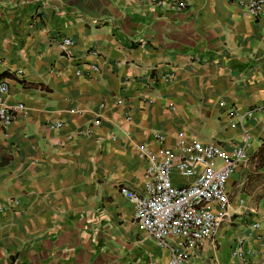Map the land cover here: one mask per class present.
Wrapping results in <instances>:
<instances>
[{
	"label": "crops",
	"instance_id": "0c3cea01",
	"mask_svg": "<svg viewBox=\"0 0 264 264\" xmlns=\"http://www.w3.org/2000/svg\"><path fill=\"white\" fill-rule=\"evenodd\" d=\"M1 81L5 103L29 112L0 123V264H168L120 188L142 189L155 132L233 151L244 128L256 142L228 179L227 217L186 263L264 264V13L236 0H0Z\"/></svg>",
	"mask_w": 264,
	"mask_h": 264
},
{
	"label": "built area",
	"instance_id": "2783aa9c",
	"mask_svg": "<svg viewBox=\"0 0 264 264\" xmlns=\"http://www.w3.org/2000/svg\"><path fill=\"white\" fill-rule=\"evenodd\" d=\"M135 1L140 5H169L182 10L188 6L190 0ZM236 1L250 15L259 16L264 13V0ZM59 43L67 48L73 44V40L68 36H60ZM94 68L98 69L97 66ZM18 72L22 73L23 70L19 69ZM77 74L80 75L81 71L78 70ZM162 79L173 82L175 75H163ZM8 90L7 83L1 81L0 92L3 96L0 97V123L5 126L15 121L19 113L29 112L24 103L12 106L5 103L4 95ZM117 103L121 104L122 100L118 99ZM256 111L253 108L246 113H235L231 116L230 124L236 128L243 126L245 119L255 117ZM100 123L101 119H96L93 125ZM48 125L61 129L64 123L57 121L49 122ZM155 137L162 142V146L159 151L144 149L146 169L142 189L136 191L122 186L120 191L134 203L137 222L159 245L170 250L171 257L167 263L187 264L190 251L186 249H195L204 240L213 238L217 228L227 217L228 179L234 168L249 157L256 141L248 128L240 133L239 143L233 151L226 150L215 140L198 138L190 131L178 133L173 145L165 142L166 136L163 132H155ZM259 142L262 143L263 138ZM3 207L1 204L0 208ZM255 226L259 227L260 223H255ZM171 237L180 241L171 244Z\"/></svg>",
	"mask_w": 264,
	"mask_h": 264
}]
</instances>
